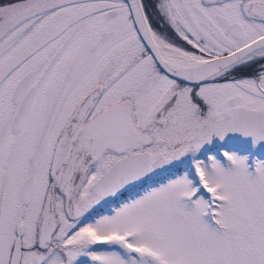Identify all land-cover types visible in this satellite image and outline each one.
Segmentation results:
<instances>
[{
    "label": "snow or ice",
    "instance_id": "obj_1",
    "mask_svg": "<svg viewBox=\"0 0 264 264\" xmlns=\"http://www.w3.org/2000/svg\"><path fill=\"white\" fill-rule=\"evenodd\" d=\"M0 264H264V0H0Z\"/></svg>",
    "mask_w": 264,
    "mask_h": 264
}]
</instances>
